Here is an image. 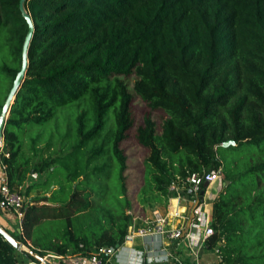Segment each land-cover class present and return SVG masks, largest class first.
I'll use <instances>...</instances> for the list:
<instances>
[{"label": "trees", "instance_id": "16d2710c", "mask_svg": "<svg viewBox=\"0 0 264 264\" xmlns=\"http://www.w3.org/2000/svg\"><path fill=\"white\" fill-rule=\"evenodd\" d=\"M19 3L0 0L7 92L28 33ZM25 8L34 32L0 162L11 190H52L24 203L16 232L3 229L39 257L123 244L134 215L120 144L135 94L166 116L160 133L149 117L137 129L148 150L140 212L166 207L177 192L188 197V176L221 170L206 247L219 244V264H264V0H26ZM60 108L68 113L62 120ZM46 124L52 128L43 148L36 147L43 132L24 142L27 130ZM61 168L71 194L50 204L57 185L65 190L51 181ZM114 170L120 187L107 198ZM32 174H45L46 183L29 184ZM51 219L66 220L61 241L28 246L33 227ZM31 253L0 235V264L23 262L20 255L35 260Z\"/></svg>", "mask_w": 264, "mask_h": 264}, {"label": "rangeland", "instance_id": "374dc122", "mask_svg": "<svg viewBox=\"0 0 264 264\" xmlns=\"http://www.w3.org/2000/svg\"><path fill=\"white\" fill-rule=\"evenodd\" d=\"M125 80L129 86V89L132 92V87H133V83L135 80V76L131 75L125 78ZM7 91H8V83L3 79V76L0 75V102L1 103H3L4 99L7 97L8 95ZM65 109L67 108H60L57 110L56 116L60 120L64 119V117H66L68 114L65 111ZM130 113H131L132 124H131L130 129L126 133V138L121 142L120 148L123 152V155L126 157L127 169L124 172V177L126 179L125 184H126V190H127L126 196L131 202V206H132L131 212L133 213V215L134 214L140 215L141 212L139 210L137 194L143 184V162L145 158L148 156V150L142 147L138 143L136 139L137 129L142 126L144 118L149 117L155 123L157 133H160L161 124L166 116L162 110L151 108L146 102L142 101L135 94H133V98L130 103ZM51 128H52V124H49V125L46 124L43 129L31 128L27 130L26 137L24 138V142L25 143L28 142L27 136L32 137L34 135H37L38 133L43 132L40 142L36 146L37 148H43L46 139L51 134L50 133ZM48 151L43 152V157L48 156ZM66 173L67 171L64 168H61V170L57 174H54V176L51 178V181H53L54 183H57V182L64 183L65 190H60L61 185H57V188L56 187L54 188L56 190L53 192L52 198L49 199L50 204L52 202L66 201L67 197L71 194V190L69 189L70 184L67 183L65 180ZM113 173H114L113 176L109 180L107 198H112V195L114 194L116 195L120 187V182L117 178V171L114 170ZM221 175L222 174L220 170V179L219 181H217L218 183L211 185V188H212L211 191L216 196L220 192L223 186V183H222L223 177ZM46 180H47L46 175L41 174L37 176L36 178H32L28 182L29 184L31 183L35 185H44L46 183ZM74 187L75 185H73V189H72L73 192H74ZM51 190L52 188H47V187L42 188L41 190L33 189L28 194V196H25L26 190L24 188L23 189L17 188V191H19L20 194L23 196L25 202H27L29 198H31V196L33 197L39 196V195L44 194L46 191L50 192ZM47 196H49V194H47ZM155 206L160 207L158 205H155ZM46 212H50V210H47ZM145 212H147V210H145ZM261 219H263V217H261ZM89 221L87 222L91 224V222ZM0 222L2 223V225L5 226L7 231L10 232L11 234L16 232L17 228L19 227V221L15 217H13L12 220H7V222L5 221L6 222L5 224H4V220L0 218ZM92 225L94 226V223H92ZM66 226H67V223H66V220L64 219L44 220L38 223L37 225H35V227H33V229L31 230L30 238H29V241L27 242V245L31 246L32 242H35V240H36L37 245H39L40 247H44L45 244L51 241L53 242L61 241L62 235L64 231L66 230ZM8 227H10L11 229ZM25 248L27 249V247ZM21 251H24V249H22ZM19 259L25 263L29 261V259L27 258L22 259L21 255L19 256Z\"/></svg>", "mask_w": 264, "mask_h": 264}, {"label": "built area", "instance_id": "2783aa9c", "mask_svg": "<svg viewBox=\"0 0 264 264\" xmlns=\"http://www.w3.org/2000/svg\"><path fill=\"white\" fill-rule=\"evenodd\" d=\"M0 154L8 156L4 151L3 138H0ZM32 178H36V174L31 175ZM220 171H212L208 174H192L187 177L186 183L189 187L190 195L188 197L182 196L180 192L169 199L174 202V208L172 211L166 213L161 212L158 209H153L151 211L150 217L147 220L148 227L146 231L136 230L131 226L124 238L123 244L121 246H109L101 247L92 250L88 254L83 253H66L64 255H58L54 253L47 252L41 257V260H29L28 262H16L15 264H113L117 255L124 251L129 250L136 253L131 245L133 244L134 238L137 235H142L144 233L158 234L162 235L164 239L169 241H181L185 236L183 227H174L171 225L172 218H179L183 215L186 210V206L190 205L192 208H197L200 205V191L204 183L212 185L219 181ZM24 198L17 190H11L7 183V177L5 173V166L0 162V212L4 216H13L19 222L22 218V210L24 207ZM198 223L194 226L197 229L196 235L188 234L187 239H189L190 248L195 247L197 244H205L209 237L214 234L213 229L210 226V221L207 215L199 213ZM30 246V245H28ZM81 247V246H80ZM28 249V248H27ZM136 264H151V263H162L168 262L169 259L173 258V255L167 254L165 259H145L140 253H137Z\"/></svg>", "mask_w": 264, "mask_h": 264}, {"label": "crops", "instance_id": "0c3cea01", "mask_svg": "<svg viewBox=\"0 0 264 264\" xmlns=\"http://www.w3.org/2000/svg\"><path fill=\"white\" fill-rule=\"evenodd\" d=\"M218 182L214 183L217 184ZM213 185V184H212ZM211 185L204 190L202 199L200 198V205L197 208H192L190 205L186 206V210L183 215L179 218H172L171 225L174 227L181 226L185 236L181 241H169L164 239L162 235L144 233L142 235H137L134 238L132 249L136 252L129 250H124L120 252L115 258L113 264H136L137 253H140L145 259H165L167 254L173 255L172 259L168 262L162 263H151V264H219L220 257L218 255L219 244L215 247L208 249L205 244H197L195 247L190 248L189 239H187L188 234L196 235L197 229L195 224L198 223L199 213L207 215L208 220L211 223L212 219V200L216 197L212 193ZM174 207V202H168L166 207H156L163 213L172 211ZM152 210H147V212L141 213L140 215L134 214L131 227L136 230L146 231L148 224L147 220L150 217ZM0 218L4 220V224L7 220H12L13 216L0 215ZM6 221V222H5ZM2 225V223L0 222ZM4 228L5 226L2 225ZM10 228V227H8ZM6 229V228H5ZM11 229V228H10ZM7 230V229H6ZM28 242V241H27Z\"/></svg>", "mask_w": 264, "mask_h": 264}, {"label": "water", "instance_id": "95a60500", "mask_svg": "<svg viewBox=\"0 0 264 264\" xmlns=\"http://www.w3.org/2000/svg\"><path fill=\"white\" fill-rule=\"evenodd\" d=\"M25 2H26V0H20L19 9H20V12H21L23 18L26 20V22L28 24V33L26 35L25 42H24L23 49H22L21 68H20L19 72L17 73V75H16V77L14 79L13 85H12L10 91L8 92V95H7V97L5 99V102H4L3 106H2V109L0 111V138L3 137V130H4L5 122L8 119L11 105L13 104V101L15 99L16 93L19 90V88H20V86H21V84L23 82L24 76H25L26 71H27V66H28V58H27L28 49H29V45H30V42H31V39H32V36H33L34 28H33V24H32L31 18H30L29 14H28V12H27V10L25 8ZM229 145H234V142L231 141V140L227 141V142H225L222 145V147L226 148ZM227 183H229V182H227ZM208 186H209L208 183H204L203 184V186H202L203 190L200 191V198L201 199H202V196L204 194V190L206 188H208ZM0 235L4 238L5 241H7L16 250L24 249V251L31 253L28 249H26L24 247L23 244H21L20 242L16 241L14 238H12L3 229L1 224H0ZM31 255L35 259L41 260V257L37 256L36 254L31 253Z\"/></svg>", "mask_w": 264, "mask_h": 264}, {"label": "bare ground", "instance_id": "6f19581e", "mask_svg": "<svg viewBox=\"0 0 264 264\" xmlns=\"http://www.w3.org/2000/svg\"><path fill=\"white\" fill-rule=\"evenodd\" d=\"M172 208H174V207H172Z\"/></svg>", "mask_w": 264, "mask_h": 264}]
</instances>
